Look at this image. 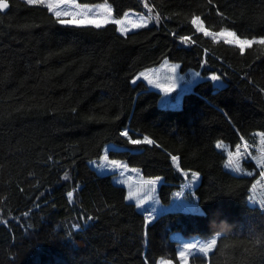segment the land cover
<instances>
[{
    "label": "trees",
    "instance_id": "1",
    "mask_svg": "<svg viewBox=\"0 0 264 264\" xmlns=\"http://www.w3.org/2000/svg\"><path fill=\"white\" fill-rule=\"evenodd\" d=\"M8 1L0 10V264L179 263L177 236L216 233L214 250L193 263L264 264V204L250 202L258 173L232 172L217 147L264 131V45L242 52L215 35L264 37V0H108L116 18L147 14L126 34L113 22L60 24L47 5ZM167 58L183 71L215 72L224 85L203 79L181 107L161 106V92L132 79ZM111 142L124 147L111 158L162 177L167 208L152 221L126 186L91 166ZM192 171L201 174L193 192ZM182 187L201 212L175 208Z\"/></svg>",
    "mask_w": 264,
    "mask_h": 264
},
{
    "label": "rangeland",
    "instance_id": "2",
    "mask_svg": "<svg viewBox=\"0 0 264 264\" xmlns=\"http://www.w3.org/2000/svg\"><path fill=\"white\" fill-rule=\"evenodd\" d=\"M46 4L47 3L44 5ZM62 5L66 8L65 11L76 13V19L78 20H103L105 18H108L110 22L123 20V24H117L118 30L123 34L137 28L133 26L134 24L142 23L143 25L148 21V16L145 12L135 10H128L125 12V14H127V19H125V14L121 18H116L113 12H111L109 16L101 7L102 5H107L112 9L108 0H102L96 3H84L75 0V3L65 2ZM84 13H86V15ZM61 17L62 19H72V15ZM104 25L106 24H102V26ZM121 28H124L125 31H121ZM213 76H217L219 79L213 80ZM203 79H211L216 86L224 85V80L215 72H210L205 76L197 69L191 68L183 71L179 62L167 58L158 65L141 70L133 77L132 82L137 83L139 80H144L150 89L161 92V106L178 108L182 106L183 94L191 90L194 83ZM255 135L254 142L249 140L252 143L241 142L235 147H232L227 142L220 140L217 142V147L227 154L226 165L232 172L239 175H252L258 173L257 180L251 190L250 202L251 204L262 205L264 204L262 203L264 202V163H261V160L264 159V131H256ZM237 147H239L240 155H232L236 153ZM122 148L124 147L114 142L108 143L102 155L99 158L90 160V164L92 167L96 168L99 173L112 174L116 183L126 186L128 190V200L136 203L138 208L147 215V219L152 221L156 218L158 213L167 208V205L162 202L159 193L160 185L163 182L162 177L147 178L140 168L130 166L125 160L113 159L109 156L108 152L110 149ZM248 159L253 160L257 164V167L248 166L245 163ZM230 160L239 163V171L235 170V164L229 163ZM195 173L199 175L193 180L192 176ZM187 175L189 176L190 189L193 192L194 188L200 182L201 174L192 171L188 172ZM182 189L183 187L177 189L175 192L174 197L177 200L175 208L201 212L202 207L196 197L194 198L189 195L180 197L183 194ZM219 236L220 233H216L208 238L200 236L185 237L179 235L177 236L180 240L179 253L181 251L185 252V257L181 258L179 255V263L169 259H161L159 264H161L162 261H170L171 264H196L191 261V256L198 253L208 254L213 251L216 245L207 252H202L201 249L212 239H215L217 243ZM188 245H192V247L189 248Z\"/></svg>",
    "mask_w": 264,
    "mask_h": 264
},
{
    "label": "snow or ice",
    "instance_id": "3",
    "mask_svg": "<svg viewBox=\"0 0 264 264\" xmlns=\"http://www.w3.org/2000/svg\"><path fill=\"white\" fill-rule=\"evenodd\" d=\"M65 2H68V3H75V0H26V3H28L29 5H33V4H45L47 3V6L50 8V9H55V8H58L60 6V4H63ZM9 7V3H8V0H0V10H3V9H7ZM87 7V6H85ZM107 13L108 15L110 16L111 15V12H112V9L107 6V5H102L101 6ZM86 15V13H84ZM55 15L57 17H61V16H69V15H72V19H59V23L60 24H92V25H95V27L99 28L102 26V24H107L110 22V20L108 18H105L103 20H95V19H90V20H78L76 19V13H69L68 11H64V12H61V11H56L55 12ZM125 19H127V14H125ZM113 23H116V24H123V20H115V21H111ZM193 24L197 25V27L199 28L200 31L204 32L205 35H213L212 33L208 32L206 29H204L203 27H201V24L203 23L201 20H200V17H195L192 21ZM134 27H141L142 26V23H136L133 25ZM121 31H125L124 28H121L120 29ZM215 35H219V36H225V37H230V39L227 40V42L229 44H236L239 46V48L241 49V51L243 52V50L246 48V47H251L253 44H261V45H264V37L260 38V39H240L235 32H232L230 30H227V29H224L222 30L220 33H217ZM213 80H218L219 77L217 76H213L212 77ZM125 136L128 135L127 132L124 133ZM146 142L147 143H152L151 140H149L148 138H145ZM131 143L133 144H139L141 143V141H138V140H132ZM219 146V144H218ZM232 155H235V156H239L240 155V152H239V147H237V151L236 153H233ZM174 161H178L179 158L178 157H173L172 158ZM115 163V162H113ZM229 163H233L235 164V170L236 171H239L240 170V166H239V163H237L236 161L234 160H230ZM261 163H264V159L261 160ZM199 174L198 173H195L193 174L192 176V179L195 180L196 177L198 176ZM72 194L69 193V196H71ZM264 203V202H262ZM216 245V240L215 239H212L209 243H207L202 249L201 251L202 252H207L208 250H210L211 248H213L214 246ZM189 248L192 247V245H188ZM180 257L181 258H184L185 257V252L181 251L179 253ZM161 264H171L170 261H162Z\"/></svg>",
    "mask_w": 264,
    "mask_h": 264
},
{
    "label": "crops",
    "instance_id": "4",
    "mask_svg": "<svg viewBox=\"0 0 264 264\" xmlns=\"http://www.w3.org/2000/svg\"><path fill=\"white\" fill-rule=\"evenodd\" d=\"M47 5V4H46ZM54 13L56 11H61V12H64L66 10V8L63 7L62 4H60V6L58 8H55V9H51Z\"/></svg>",
    "mask_w": 264,
    "mask_h": 264
},
{
    "label": "water",
    "instance_id": "5",
    "mask_svg": "<svg viewBox=\"0 0 264 264\" xmlns=\"http://www.w3.org/2000/svg\"><path fill=\"white\" fill-rule=\"evenodd\" d=\"M8 3H9V7L7 8V9H3L2 11H7V10H9L10 9V7H11V4H10V2L8 1Z\"/></svg>",
    "mask_w": 264,
    "mask_h": 264
}]
</instances>
